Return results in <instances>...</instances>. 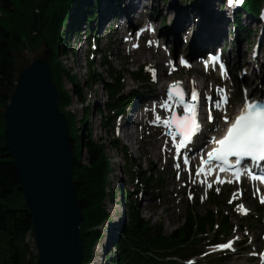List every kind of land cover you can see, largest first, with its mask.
Wrapping results in <instances>:
<instances>
[{
	"label": "rangeland",
	"instance_id": "1",
	"mask_svg": "<svg viewBox=\"0 0 264 264\" xmlns=\"http://www.w3.org/2000/svg\"><path fill=\"white\" fill-rule=\"evenodd\" d=\"M88 1L91 4H95L94 17L92 18L91 26L87 24L88 22L82 21L80 29L87 33L90 32L95 40L93 41L90 38L84 42L81 34V41L78 43L76 37L72 40L71 35H65L64 41L67 44L69 52L61 55L59 59L65 65L67 71L70 74H75L78 82L82 84V95L85 97L87 105L92 109L89 125L94 140L97 142H108L113 135L117 136L119 141L130 150L132 157L139 161L142 170L150 171L155 175L162 171L166 172L165 186L162 189L143 192L142 190L145 189H141V186H137V184L135 185V183L131 182L126 183V175L120 170V166L123 163L120 160V156L108 148V157L112 159L110 160L112 167L110 188L113 192L117 193L116 185L121 183L124 189L128 188L132 191L133 198H137L136 202L142 217L145 220H150L152 224H156L161 220L165 235L170 234L184 222L188 207H192L197 213H204L208 208L216 211V208L211 205L208 197L209 194H215L219 202L223 203V213L229 215L232 225L235 226V229H233L234 233L231 232L229 236L223 238L219 237L221 239L219 245L227 238H230L232 234L235 237L229 241L231 242V247L227 249L228 252L221 253L219 249L223 247L220 246H206L207 248L204 250H207L206 253H211L212 255L206 258L197 257L195 264H264V261L260 258L264 254V222L262 219L261 222L258 221V206L261 205L259 204L261 198L256 197V191L246 184H243L239 188L231 184L219 186L214 184L213 180L205 185H200L193 178V175L190 176L186 172L180 174L172 138L165 134L169 129L155 122L157 116H160L162 119L169 118L176 105L174 103L175 100L170 102L172 104L171 110H165L160 107L159 111L161 114L157 113V115L148 112L145 107L146 105L154 104L160 97L167 100L165 97H167L169 86L175 82H180V87L185 97H187L189 90L183 86L182 82H184L185 78H192L196 81V87L201 90L204 96L212 95L216 99L223 92L220 90L225 88L229 92V96H232L225 112L227 116L233 115L242 106L243 99L248 94L250 86L253 85V88L257 90L259 85L264 84V68H259L258 71V67H251V63H253L257 53L264 58V24L262 23L264 20L262 18H254L248 13H242L239 17L236 15V11L239 8L236 9L232 6L230 8L231 4L228 0H225V2L223 0L217 2H206L203 0H156L152 9H149L150 3H152L149 1L147 3L148 9L145 10L146 16L143 19L141 18V20L139 19L141 25L138 26L141 27L147 23V26L154 27V32L146 31V36L138 39L136 36H129V32H126L123 36L121 34L127 26V23H123L120 19L123 9L121 0H113L115 1L114 8L117 11L115 20L112 22L107 21L102 26H99L98 22L99 19H102L103 14L113 17V12L106 6L107 0ZM262 3H264V0H262ZM212 5L218 6V17L222 23L225 21L224 28H226V24L229 21L233 22V26L231 27L233 30V41L236 39L239 44L240 39H242V42L245 43V47H241V49L243 50L244 48L243 51L246 58L242 62L230 63L227 79H220L211 70L206 72L199 67L197 57L204 56L210 50L194 56L192 58L193 62H190L191 67H194L190 70H187L184 66H180L175 61V56L185 57L184 55L191 44L190 30H187L180 37L178 36L176 45L174 38L168 33V29L177 21L179 22L183 18L182 15L188 13L189 8L200 11L204 8L206 10V17L208 14L211 16L207 23L212 24L217 18L215 10L209 11V7ZM220 5L224 8H221ZM100 9H102V13ZM76 13L80 18V12L77 11ZM177 14H180V17L178 16L179 19ZM3 15H7V12L4 11ZM189 22L191 23L190 20ZM107 26L109 28H106ZM122 26L124 29H122ZM103 30L106 31L105 34H103ZM155 34L158 35L155 36ZM131 39V43L128 44ZM93 42L96 45L91 48ZM42 48L39 45L35 51L30 52L37 54L42 51ZM25 49L17 53L18 62H22L26 57ZM96 49L99 53H94ZM232 50H234V45L225 49L224 58H227L229 55L231 56ZM83 52H86L85 57L86 54L88 56L86 60L94 62L93 70L101 72L105 78H107L106 67H102L100 64L103 57H105L108 65L113 69L125 71V93L131 90L138 91L139 97L136 96L125 109L122 117L113 122V127L119 129L118 133L112 134L108 130L104 131L100 126L99 112L96 111L95 107L99 105L103 110L106 97L100 86L87 87L85 85L87 62H84L81 58ZM76 56L78 58L77 62L75 60ZM136 56H139V59L131 60V58H136ZM248 62L250 64H247ZM145 64L151 67L153 73L155 72L156 77L154 76V80H156H152L153 85L150 87L140 90L137 89V86L127 75V72L135 71L139 66ZM252 82L255 83L253 84ZM63 84L66 89L69 90L71 88L66 79ZM262 89L264 90V88ZM238 99L239 101H237ZM71 110L77 117V120H80L83 110L76 99L73 100ZM175 111L178 112L177 110ZM128 116H133L134 122H125L124 120ZM223 117L221 113H217L214 125L211 126L206 135H210V132H216L213 127L221 123ZM123 131L128 134L126 138L123 137ZM200 142H202L201 137L197 140L196 147ZM209 184H211V187H209ZM121 201V197L116 195L113 202H105L111 221L106 223L101 230L103 239L96 244L93 250L92 258L94 257V260L91 264H105L107 262L105 257L113 248L117 231L120 229L121 223L127 221L125 208L121 206ZM241 205L246 210L245 215H242V210L239 207ZM29 241L32 242L31 238H29ZM240 242H244V244L240 245ZM243 249H246L244 253H242ZM33 251H35L34 248ZM255 252L256 256H253Z\"/></svg>",
	"mask_w": 264,
	"mask_h": 264
},
{
	"label": "trees",
	"instance_id": "2",
	"mask_svg": "<svg viewBox=\"0 0 264 264\" xmlns=\"http://www.w3.org/2000/svg\"><path fill=\"white\" fill-rule=\"evenodd\" d=\"M114 2L107 0V8L116 10ZM261 5L262 0H248L245 2L246 12L258 18ZM94 9L95 4L87 0H0V264L37 262L32 219L23 202L17 171L8 156L1 109L7 104L15 82L17 53L26 47L34 51L39 45L46 51L59 95L57 106L64 113L69 128L75 158L72 182L84 218L79 228L83 240V264H91L94 260L93 250L103 239L101 230L111 221L105 202H113L116 195L122 199L121 206L125 208L127 221L121 223L113 248L105 257V264H186L185 261L201 255L205 245L217 244L221 241L219 237L229 236L233 229L230 217L222 211L223 203L215 194H210L209 199L216 211L208 208L204 213H197L188 207L184 222L165 235L161 220L152 224L142 217L132 191L124 189L121 183L116 185L117 193L110 188L112 167L108 148L120 156L123 162L120 170L126 175V183L141 186L145 189L143 192L162 189L166 172L155 175L142 170L139 161L114 135L108 142L94 140L89 125L92 109L82 95V84L59 59L69 52L65 35L76 37L82 21L91 26ZM3 10L7 15H3ZM248 33L250 35V31ZM105 60L103 57L100 64L106 67L107 78L93 70L94 62L87 60V79L84 83L87 87L98 85L105 93L104 109L99 105L95 108L99 112L101 128L113 134V122L139 95L136 90L125 93V71L113 69ZM127 75L137 89L150 87L146 66H139ZM65 79L71 86L69 90L63 84ZM74 99L83 110L80 120L71 110ZM258 211L260 214L261 211Z\"/></svg>",
	"mask_w": 264,
	"mask_h": 264
},
{
	"label": "water",
	"instance_id": "3",
	"mask_svg": "<svg viewBox=\"0 0 264 264\" xmlns=\"http://www.w3.org/2000/svg\"><path fill=\"white\" fill-rule=\"evenodd\" d=\"M25 50L1 116L8 156L32 219L36 264H83L79 228L84 218L72 182L75 158L68 124L57 106L45 49Z\"/></svg>",
	"mask_w": 264,
	"mask_h": 264
},
{
	"label": "snow or ice",
	"instance_id": "4",
	"mask_svg": "<svg viewBox=\"0 0 264 264\" xmlns=\"http://www.w3.org/2000/svg\"><path fill=\"white\" fill-rule=\"evenodd\" d=\"M134 47H136V45H134ZM210 61L214 64L219 63L218 57H211ZM181 63H184V61L181 60ZM220 71L222 76L226 74L223 64H220ZM220 91L222 92L223 90L221 89ZM205 99L208 98L205 97ZM173 100H175L177 107L183 108V115L177 116L173 111L172 115L166 119L157 116L155 122L169 129L165 134L172 138L173 148L179 156L181 150L186 149L192 139L202 130L196 114L199 94L193 89L191 98L186 100L183 90L180 87V82H175L173 85L169 86L167 100H165L160 107L165 110H171L172 104L170 102ZM226 102L227 97L221 96L215 106L219 108L221 104ZM208 119L209 122H212L213 117L211 113H209ZM223 119L225 123H229V127L222 138L216 139L213 137L211 139L210 142L214 143L216 147L207 153L208 158L206 161L202 159V166L197 170V175L205 171L203 165L212 164V162L215 161L218 162L220 171L234 169L233 175L237 181L240 178L241 171H243L249 175V178L264 183V176L252 175L247 168L241 169V165L246 160H250L253 164H259L264 161V105L246 100L243 108L240 110L239 115L235 117L234 121L229 122L227 115H225ZM229 158L235 159L234 161H230ZM184 162L186 164L187 160ZM179 166L178 164L177 167ZM207 171L210 174L212 169L208 168ZM217 180L219 181L218 177ZM227 182L231 183L232 181ZM209 187H211V184H209ZM261 202L264 203V197L261 198ZM239 207L242 211L246 212L242 205ZM220 247H231V242L221 245Z\"/></svg>",
	"mask_w": 264,
	"mask_h": 264
},
{
	"label": "bare ground",
	"instance_id": "5",
	"mask_svg": "<svg viewBox=\"0 0 264 264\" xmlns=\"http://www.w3.org/2000/svg\"><path fill=\"white\" fill-rule=\"evenodd\" d=\"M149 1L152 2L150 3L149 9H152L154 7V3L156 2V0H121L122 3L121 6H123L121 13L123 17L121 16L120 19L128 20L130 22L129 25L130 28L134 24L135 25L138 24V22H140L139 19L141 20V18L143 19L146 16L145 10L148 9L147 3ZM214 10H215V14L217 15V18L214 20L212 24H208L207 23L208 20L206 17V10H204V8H202L201 11L189 8L188 13L183 14L182 15L183 18L179 22L177 21L176 23H174V25L168 29V33H170L171 37L174 38L176 45L177 44L176 40L178 39V36L180 37L182 34L186 33L187 30H190L191 44H190V48L187 49V52L184 55L187 61H189V59H192L194 55L210 50L212 47H214L217 44L219 45L222 44L223 47H227V48L233 47L234 45V50H232V55L231 56L229 55L227 58H225L228 66H230V63H236L237 61H241V62L244 61L246 55H244V51H243L244 48L242 50L241 47H245V43L242 42V39H240L239 44L237 43L236 39L233 41L234 38L232 36L233 30L231 28L233 26V22L229 21L226 24V28H224L225 21L223 23L220 21L218 17L219 12L217 5H212L209 7V11L212 12ZM100 11L102 13V9H100ZM178 16L180 17V14L179 15L177 14V17ZM149 17L152 18L151 15H149ZM111 18H112L111 15L109 16L108 14H103L102 19H99L98 22L99 26L104 25V23H106L109 19L111 20ZM189 20L191 21V23L189 22ZM119 24H120V20H119ZM157 35L158 34H155V36ZM133 59L137 60L139 59V56H136V58H131V60ZM247 64H250V62H248ZM251 67L253 68L258 67V71L259 68L262 69L264 68V58H262V55L260 54L255 55V59L253 63H251ZM231 69H232V64H231ZM182 83L183 86L187 87L188 89L190 87L191 88L195 87L196 85V81L192 78H185L184 82ZM262 88H264V84L259 85L257 90H255L253 88V85H251L247 98H249V96L256 97L257 95L261 94L264 91ZM230 98H232V96H230ZM164 101L165 99L158 98L154 104L146 105L145 106L146 110L148 112L154 113L155 115H157V113L161 114L159 108L161 103ZM237 101H239V99ZM124 121L128 123L134 122L133 116L126 117ZM221 125L222 124L218 123L213 128L218 130V128ZM122 133H123V137L126 138L128 134H126L124 131ZM203 141H206V139H204ZM209 142L210 139L208 140V143ZM204 144H206V142H203L202 145Z\"/></svg>",
	"mask_w": 264,
	"mask_h": 264
}]
</instances>
